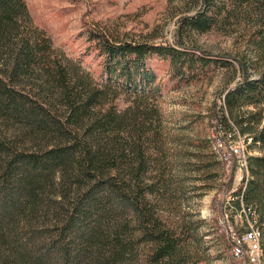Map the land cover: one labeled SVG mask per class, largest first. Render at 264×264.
Returning <instances> with one entry per match:
<instances>
[{
	"label": "trees",
	"instance_id": "1",
	"mask_svg": "<svg viewBox=\"0 0 264 264\" xmlns=\"http://www.w3.org/2000/svg\"><path fill=\"white\" fill-rule=\"evenodd\" d=\"M200 2L184 18L199 32L238 17L244 6L248 13L264 7V0ZM99 36L111 56L183 54ZM240 63L243 78L225 106L242 134L255 130L251 141L264 151L262 114L236 113L264 104V69L251 78ZM90 82L34 24L26 0H0V264H188L189 231L169 224L161 207L175 194L156 144L158 109L139 93L135 105L119 109L113 85ZM247 167L235 204L264 223V153L249 155Z\"/></svg>",
	"mask_w": 264,
	"mask_h": 264
},
{
	"label": "rangeland",
	"instance_id": "2",
	"mask_svg": "<svg viewBox=\"0 0 264 264\" xmlns=\"http://www.w3.org/2000/svg\"><path fill=\"white\" fill-rule=\"evenodd\" d=\"M26 2L34 24L46 31L59 54L79 66L84 79L92 86L109 83L116 88L119 109L135 105L137 93L158 109L156 144L163 148L162 168L175 194L168 193L161 207L169 224L189 231L193 256L188 264H249L234 256L231 229L242 233L251 224L263 231L261 261L252 264H264V223L254 209L235 204L249 168L240 180L237 159L226 158L228 149L218 148L220 139L249 143L255 133L242 134L224 99L243 78L240 61L246 62L251 78L264 69V7L248 13L244 6L238 17L199 32L185 25L184 18L200 10V0ZM98 34L111 42L172 46L183 54L175 60L155 51L139 60L136 55L111 56ZM259 112L263 125L264 104H245L236 113L248 117ZM218 115L227 117L230 126ZM250 143L251 155L264 153Z\"/></svg>",
	"mask_w": 264,
	"mask_h": 264
},
{
	"label": "built area",
	"instance_id": "3",
	"mask_svg": "<svg viewBox=\"0 0 264 264\" xmlns=\"http://www.w3.org/2000/svg\"><path fill=\"white\" fill-rule=\"evenodd\" d=\"M250 142L242 140L238 144L220 139L218 143L219 149H228V156L230 157L226 158L235 157L237 159L241 172L240 180L246 176L245 171H247L248 156L252 154L248 151ZM231 238L236 258L246 259L249 264L261 261L262 231L259 226L251 224L242 233L231 229Z\"/></svg>",
	"mask_w": 264,
	"mask_h": 264
}]
</instances>
